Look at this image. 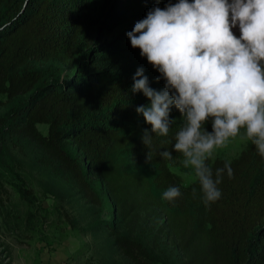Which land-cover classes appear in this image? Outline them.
Masks as SVG:
<instances>
[{
    "label": "trees",
    "instance_id": "obj_1",
    "mask_svg": "<svg viewBox=\"0 0 264 264\" xmlns=\"http://www.w3.org/2000/svg\"><path fill=\"white\" fill-rule=\"evenodd\" d=\"M55 1L0 0V14L5 11L8 22L0 36V95L9 101L32 93L42 81V73L30 69L32 63L60 61L71 67L76 60L80 32L67 24ZM150 1L109 0L100 18L102 29L109 33L126 20L145 18L155 6ZM96 26L94 22L93 28ZM154 72L150 80L162 90L164 81L157 82L159 73ZM33 101L14 113L10 124L6 118L0 119V146L9 142L21 150L18 141L22 139L36 145L43 153L41 166L70 182L88 205L102 208L103 201L87 177L84 160L66 148L65 139L70 136L108 190L116 216L115 223L108 224V234L117 252L131 264H156L161 259L157 254L163 258L175 255L180 264H264V157L254 145L249 143L233 160L208 161L214 178L216 169L224 168L226 162L233 176L229 178L225 170L218 185L221 198L206 205L199 183L185 187L171 170L183 159L180 154L173 151L170 161L159 156L160 151H172L174 134L182 123L175 108L171 118L176 122L165 138L151 133L143 116L130 112L129 97L120 84L101 81L86 92L52 88ZM105 110L111 114L108 122L97 116ZM39 125L48 126L47 135ZM72 129V134L67 133ZM145 129L154 135L150 161L149 149L142 142ZM206 129L212 130L210 122ZM1 150L0 231L16 232L22 222L17 216L15 221L9 220L12 215L5 182L18 174L2 160ZM170 186L181 191L173 203L161 199Z\"/></svg>",
    "mask_w": 264,
    "mask_h": 264
},
{
    "label": "clouds",
    "instance_id": "obj_2",
    "mask_svg": "<svg viewBox=\"0 0 264 264\" xmlns=\"http://www.w3.org/2000/svg\"><path fill=\"white\" fill-rule=\"evenodd\" d=\"M127 37L159 73L157 82L164 81L162 90L154 89L144 69L136 70L131 92L149 101L136 108L137 114L151 133L166 138L176 122L173 108L180 113L172 151L159 156L170 161L173 151L179 153L204 203L217 202L225 170L233 176L226 162L213 177L208 161L218 150L239 138L264 157V0H167L164 8L149 9ZM154 135L145 129L142 136L149 161ZM192 195L197 196L195 187ZM180 196V187L170 186L161 199L173 203Z\"/></svg>",
    "mask_w": 264,
    "mask_h": 264
},
{
    "label": "rangeland",
    "instance_id": "obj_3",
    "mask_svg": "<svg viewBox=\"0 0 264 264\" xmlns=\"http://www.w3.org/2000/svg\"><path fill=\"white\" fill-rule=\"evenodd\" d=\"M55 2L61 6L67 24L80 32L75 45L76 60L71 67L60 61L32 63L30 69L40 71L42 81L32 93L16 100L9 101L0 95V119L6 118L10 124L14 113L28 108L36 95L39 98L52 88H80L86 92L101 81L124 86L129 97L128 108H132L130 112L142 116L137 114L136 108L149 101L142 93L131 92L136 70L142 67L150 86L158 88L155 81L150 80V76L154 79L155 75L152 66L140 56L139 49L132 48L127 33L143 18L126 20L119 28L106 33L100 18L104 8H108L109 0ZM150 2L154 7L164 8L167 0H160L159 4L156 0ZM6 18L4 11L0 14V36L8 25ZM94 22L97 23L95 28ZM234 34L239 36L240 33L234 30ZM97 116L108 122L111 114L105 110L97 112ZM38 128L44 135L48 134L47 125ZM73 130L66 131L72 134ZM69 137L65 139L66 148L72 156L84 160L87 177L101 197L103 207L88 205L70 182L41 166L39 160L43 153L36 145L22 139L18 141L21 150L9 142L0 146L2 160L13 166L18 174L8 177L5 182L10 199L8 211L12 215L9 220L15 221L17 216L22 222L21 230L0 231V244H5L0 247V264H131L117 252L108 234V224L113 225L116 221L115 206L108 190L89 167L82 150ZM249 143L236 138L227 148L218 150L210 161L218 158L233 160ZM171 170L185 187L196 182L194 173L184 168L182 160ZM25 222H28L26 227ZM156 256L161 258L156 264H180L175 255Z\"/></svg>",
    "mask_w": 264,
    "mask_h": 264
},
{
    "label": "crops",
    "instance_id": "obj_4",
    "mask_svg": "<svg viewBox=\"0 0 264 264\" xmlns=\"http://www.w3.org/2000/svg\"><path fill=\"white\" fill-rule=\"evenodd\" d=\"M56 256H57V254H56ZM56 258V257H55ZM62 259V258H61ZM57 260H59V259H57ZM54 264V263H53Z\"/></svg>",
    "mask_w": 264,
    "mask_h": 264
}]
</instances>
